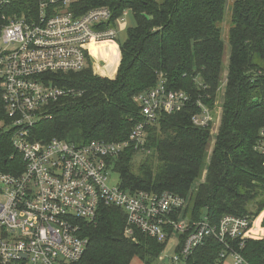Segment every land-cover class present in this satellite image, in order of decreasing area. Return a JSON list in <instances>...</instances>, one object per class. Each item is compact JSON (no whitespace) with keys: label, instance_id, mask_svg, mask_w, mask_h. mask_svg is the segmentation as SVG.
Wrapping results in <instances>:
<instances>
[{"label":"trees","instance_id":"trees-1","mask_svg":"<svg viewBox=\"0 0 264 264\" xmlns=\"http://www.w3.org/2000/svg\"><path fill=\"white\" fill-rule=\"evenodd\" d=\"M228 1L81 0L72 5L77 14L97 6L110 7L113 15L108 25L116 28L117 21L132 11L136 23L118 45L121 63L114 79L96 74L92 59L77 72L46 74L57 86L74 92L45 104L31 135L33 140L58 138L74 144L123 142L143 120L136 95L155 86L160 77L169 88L188 92L211 110L222 90L223 115L211 153L210 128L194 125L192 116L199 110L190 103L172 114L160 112L147 128L150 152L136 167L135 156L145 151L127 147L113 158V172L131 192L191 194L193 203L186 209L191 220L207 216L217 224L225 215L249 216L251 237L241 252L250 264H264V216L254 221L264 210L263 158L255 150L264 129V0H234L226 44L221 23ZM38 2L12 0L6 9L27 11L30 17ZM116 40L106 47L93 46L94 53L107 56L109 46L112 52L119 50ZM4 107L0 95V121L6 119ZM24 163L10 134L0 126V168L22 170ZM126 221L122 208L107 205L100 206L95 220H80L81 233L89 243L78 264H160L158 258L168 242L140 231L127 237ZM222 249L214 235L207 236L185 264H225Z\"/></svg>","mask_w":264,"mask_h":264},{"label":"built area","instance_id":"built-area-1","mask_svg":"<svg viewBox=\"0 0 264 264\" xmlns=\"http://www.w3.org/2000/svg\"><path fill=\"white\" fill-rule=\"evenodd\" d=\"M79 1L39 0L34 14L26 17L9 14L16 11L6 9L12 0H0V42L6 44L0 46V95L6 116L0 126L25 162L22 170L0 168V264H78L89 243L79 221L95 220L102 205L125 211L127 237L140 231L160 242L176 238L172 264H185L210 235L223 245L220 256L225 260L250 264L241 252L250 236L249 216L225 215L217 224L207 216L191 220L185 214L187 196L131 192L121 183L109 184L113 158L130 146L149 152L147 128L160 112L172 114L194 103L199 110L192 116L195 126L211 129L219 123L215 111L201 99L194 101L188 92L169 88L163 77L136 95L143 120L126 141L74 144L58 138L32 139L43 106L74 92L57 86L46 74L84 69L88 59L102 56L93 46L113 44L117 38L115 26L108 25L110 7L77 14L70 7ZM255 150L264 165V129ZM160 257V264H166Z\"/></svg>","mask_w":264,"mask_h":264},{"label":"rangeland","instance_id":"rangeland-1","mask_svg":"<svg viewBox=\"0 0 264 264\" xmlns=\"http://www.w3.org/2000/svg\"><path fill=\"white\" fill-rule=\"evenodd\" d=\"M161 1V0H159ZM233 2L234 0H229L228 1V7H227V15L225 16L224 21L221 23V27H222V33H223V39L225 40L226 44L228 42V37H229V31L230 28L232 26V20H231V14H232V6H233ZM33 11V10H32ZM20 15H23L24 13H26L25 11H21V10H16L13 12H10L9 14L12 13H17ZM136 23L134 15L132 13V11H128L127 15H124V20H118L117 21V29H118V36H117V40L116 43L114 45H119L121 42H123L126 38H127V30L129 27L134 26ZM120 27V28H119ZM120 29V30H119ZM6 44L3 42H0V46H5ZM108 44L106 45H102L103 47H106ZM119 47V46H118ZM108 50V49H107ZM110 52L108 54L102 55L99 58H96L95 56L92 57V68L94 69V72L102 77H106V78H110V79H114L118 73V69L121 63V50L119 47V50H116L115 52H112V47L110 48ZM119 54V58L118 57ZM229 48L228 46H226V54H225V61H226V65L228 64V60H229ZM109 61L112 62L111 67H109ZM110 70V71H109ZM228 74V70H225V76L227 77ZM226 84V81L225 83ZM219 94L216 97L215 101H214V107H213V111H215V115L217 116L219 123L217 125H215L213 128L210 129V134H211V149H210V153L212 152V149L215 145V141H216V135L219 133V129H220V125H221V120H222V115H223V105H224V95L225 93L222 92V90L218 91ZM136 101V100H135ZM138 104V103H137ZM139 105V104H138ZM140 107V106H139ZM150 152V151H149ZM144 153V152H143ZM139 153L135 156L134 158V164L136 165V167L139 166V164L141 163V161L144 159V156H146V153ZM148 153V152H147ZM204 180V176L201 178V181ZM120 182V176L117 172H113L111 173L110 179H109V184L110 185H116ZM198 182H195L191 192L196 188ZM190 198L189 200V205H192L193 200L191 201V194H188V196ZM188 205V206H189ZM186 217L189 216V214L187 215V212L185 213ZM260 216H264V210L259 214V216H257L254 221H256ZM188 218V217H187ZM261 224L262 226H264V217H262L261 220ZM254 227V225H253ZM177 239L176 238H171L168 241V244L166 245L162 255L163 257L166 259V264H172V257L175 255L176 251H177ZM167 257H170L167 258ZM157 262V261H156ZM158 262L161 263V257L158 258ZM135 263H138V260L135 261ZM232 260L231 258H228L225 261V264H231ZM156 264V263H155Z\"/></svg>","mask_w":264,"mask_h":264},{"label":"bare ground","instance_id":"bare-ground-1","mask_svg":"<svg viewBox=\"0 0 264 264\" xmlns=\"http://www.w3.org/2000/svg\"><path fill=\"white\" fill-rule=\"evenodd\" d=\"M116 28V27H115ZM117 29V28H116ZM117 35H118V29H117ZM102 45H106V44H102ZM138 150V149H137ZM140 151H142V150H140ZM145 153V152H144ZM167 242V241H166Z\"/></svg>","mask_w":264,"mask_h":264},{"label":"crops","instance_id":"crops-1","mask_svg":"<svg viewBox=\"0 0 264 264\" xmlns=\"http://www.w3.org/2000/svg\"><path fill=\"white\" fill-rule=\"evenodd\" d=\"M120 28V27H119ZM251 237V236H250Z\"/></svg>","mask_w":264,"mask_h":264}]
</instances>
